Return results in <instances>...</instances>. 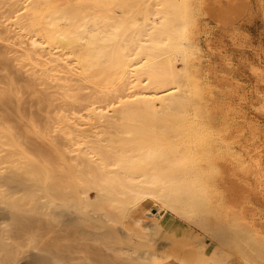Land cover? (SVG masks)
Returning <instances> with one entry per match:
<instances>
[{
	"label": "bare ground",
	"instance_id": "obj_1",
	"mask_svg": "<svg viewBox=\"0 0 264 264\" xmlns=\"http://www.w3.org/2000/svg\"><path fill=\"white\" fill-rule=\"evenodd\" d=\"M59 1L14 0L24 11L11 25L33 52L53 57L48 78L61 63L63 83L80 77L104 104L56 122L52 161L0 156V264H171L157 243L162 212L216 240L205 255L207 242L198 243L195 264H264V222L246 208L252 195L264 199L250 162L254 137L242 131L236 152L231 127L197 111L195 27L185 3L143 0L140 21L86 76L91 63L82 66L81 49L93 31L105 33L89 11L81 38L56 30L49 17ZM251 72L264 81L261 69ZM256 110L264 118V99ZM52 229L56 252L43 242Z\"/></svg>",
	"mask_w": 264,
	"mask_h": 264
},
{
	"label": "rangeland",
	"instance_id": "obj_2",
	"mask_svg": "<svg viewBox=\"0 0 264 264\" xmlns=\"http://www.w3.org/2000/svg\"><path fill=\"white\" fill-rule=\"evenodd\" d=\"M180 2L188 7L189 17L195 27L194 43L197 49L194 51L189 73L198 92L195 97L196 109L202 118L231 127L232 148L236 152L242 131L255 138L256 142L253 138L248 147L250 162L253 160L252 163L256 164L252 172L256 174L258 181L260 179L258 189L264 193V118L256 110V106L264 99V81H256L251 72L252 67L264 71V0ZM54 6L50 9L52 16L49 18L54 20L56 30L81 38L80 31L85 29L89 11L105 33L97 34L93 31L91 39L81 49L82 66L88 60L91 63L85 72L86 76L98 70L100 57L110 52L116 43L115 39L124 36L128 28L133 27L132 24L140 21L145 7L143 0H64ZM19 8L20 5L14 0H0V156L10 153L15 160L26 156L37 161L44 158L52 161L55 158L53 143L60 141V135L55 130L58 128L56 122L69 118L70 114H84V110L93 107L92 101L97 100L99 106H103L104 102L102 97L94 93L91 84L79 80L78 76H72L71 80L70 77L67 83L64 82L67 84L65 85L61 78L67 76L68 71L61 63L53 71L55 75L48 78L50 74L44 71L55 64L54 61L50 62L53 57L46 50L40 51L41 54L39 51L33 52L24 33L11 25L16 21L14 18L18 20L23 14L24 10ZM48 16L46 20L49 19ZM31 52L32 61L27 57ZM170 110L173 115L176 113L174 106ZM252 196L254 198L251 199V204L246 207L252 212L247 213V217L264 222V199L255 198V194ZM148 209L149 213L156 212L153 206H148ZM144 212L146 210L139 215ZM161 215L158 248L166 253L171 264H194L192 260L195 251L192 246L197 247L201 241L207 242V253L216 246L215 239L181 224L174 214L162 212ZM175 226L187 229L186 236H182L188 242L191 241L188 245L185 244L186 239L184 242H180L183 240L180 238L179 241L169 240L174 236H181L180 233L173 232ZM53 232L54 229L50 232L51 235L48 234L47 241L45 239L43 242L46 247H52V252H56L57 236ZM184 248L188 252L180 254ZM233 263L241 264L236 259H233L231 264Z\"/></svg>",
	"mask_w": 264,
	"mask_h": 264
},
{
	"label": "crops",
	"instance_id": "obj_3",
	"mask_svg": "<svg viewBox=\"0 0 264 264\" xmlns=\"http://www.w3.org/2000/svg\"><path fill=\"white\" fill-rule=\"evenodd\" d=\"M263 71V70H262ZM264 72V71H263ZM180 222V221H179ZM181 223V222H180ZM174 230H173V232L175 233V234H178V233H180V235L181 236H174V238H170L169 240L170 241H174V240H177V241H179V239L178 238H180V239H183V240H180V242L181 241H183L184 242V240L186 239V242H185V244L187 243V245L189 244V242H191V241H187L188 239L187 238H185L184 236H186V232H187V229L185 228H180V227H174L173 228ZM182 234H185L184 236H182ZM182 244V243H181ZM184 244V245H185ZM193 247V250L195 251V257L193 258V260L192 261H194L193 263L195 264V262L197 261V259L199 258V256H200V253H199V251H198V245H197V247L196 246H192ZM185 249V248H184ZM206 250H207V246H205V248H204V250H203V254L205 255V254H207V252H206ZM184 252H188V250H183L182 249V253H180V254H183ZM165 255V257L167 258V255H166V253L164 254ZM167 260H168V258H167ZM169 261V260H168ZM170 263V262H169Z\"/></svg>",
	"mask_w": 264,
	"mask_h": 264
}]
</instances>
